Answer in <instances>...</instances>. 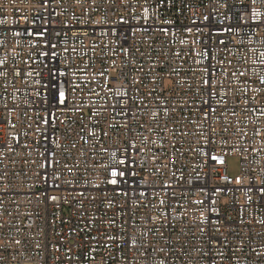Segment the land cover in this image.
Returning <instances> with one entry per match:
<instances>
[{"label":"built area","instance_id":"built-area-1","mask_svg":"<svg viewBox=\"0 0 264 264\" xmlns=\"http://www.w3.org/2000/svg\"><path fill=\"white\" fill-rule=\"evenodd\" d=\"M0 264H264V0H0Z\"/></svg>","mask_w":264,"mask_h":264},{"label":"rangeland","instance_id":"rangeland-1","mask_svg":"<svg viewBox=\"0 0 264 264\" xmlns=\"http://www.w3.org/2000/svg\"><path fill=\"white\" fill-rule=\"evenodd\" d=\"M238 158L236 157H228L227 158V173L230 174L231 176H235L238 173Z\"/></svg>","mask_w":264,"mask_h":264},{"label":"snow or ice","instance_id":"snow-or-ice-1","mask_svg":"<svg viewBox=\"0 0 264 264\" xmlns=\"http://www.w3.org/2000/svg\"><path fill=\"white\" fill-rule=\"evenodd\" d=\"M40 34L43 35V33H40ZM60 97H61V101L60 102L63 103V93L60 94ZM121 163H123V161H121ZM112 174H113V176L117 175V173L115 171ZM120 175H123V173H120ZM112 183L115 184L116 181L113 180ZM52 199H55V197H53Z\"/></svg>","mask_w":264,"mask_h":264}]
</instances>
